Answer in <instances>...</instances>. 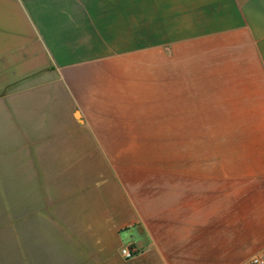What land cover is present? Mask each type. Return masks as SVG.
Listing matches in <instances>:
<instances>
[{"label":"crops","instance_id":"0c3cea01","mask_svg":"<svg viewBox=\"0 0 264 264\" xmlns=\"http://www.w3.org/2000/svg\"><path fill=\"white\" fill-rule=\"evenodd\" d=\"M263 247L264 0H0V264Z\"/></svg>","mask_w":264,"mask_h":264},{"label":"built area","instance_id":"2783aa9c","mask_svg":"<svg viewBox=\"0 0 264 264\" xmlns=\"http://www.w3.org/2000/svg\"><path fill=\"white\" fill-rule=\"evenodd\" d=\"M136 252L131 247H124L121 249V255L126 259H131L135 256ZM241 264H264V247L261 248L256 254L251 256L247 261Z\"/></svg>","mask_w":264,"mask_h":264},{"label":"rangeland","instance_id":"374dc122","mask_svg":"<svg viewBox=\"0 0 264 264\" xmlns=\"http://www.w3.org/2000/svg\"><path fill=\"white\" fill-rule=\"evenodd\" d=\"M148 154H149V152H148ZM151 155L154 159L168 158L169 152H151ZM105 241H106V246H112L113 243H115L114 237L109 236V235H107ZM120 254H121V251H120Z\"/></svg>","mask_w":264,"mask_h":264}]
</instances>
